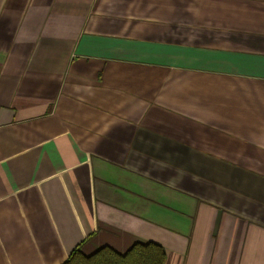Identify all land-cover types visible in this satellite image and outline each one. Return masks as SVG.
Listing matches in <instances>:
<instances>
[{"label":"crops","instance_id":"0c3cea01","mask_svg":"<svg viewBox=\"0 0 264 264\" xmlns=\"http://www.w3.org/2000/svg\"><path fill=\"white\" fill-rule=\"evenodd\" d=\"M80 242L264 264V0H0V264Z\"/></svg>","mask_w":264,"mask_h":264},{"label":"trees","instance_id":"16d2710c","mask_svg":"<svg viewBox=\"0 0 264 264\" xmlns=\"http://www.w3.org/2000/svg\"><path fill=\"white\" fill-rule=\"evenodd\" d=\"M81 247L82 242L75 245L61 264H163L166 255L155 242L134 243L124 252L101 246L86 254Z\"/></svg>","mask_w":264,"mask_h":264}]
</instances>
